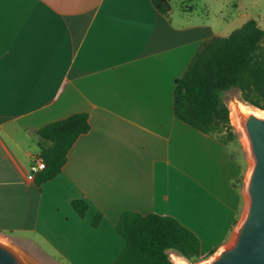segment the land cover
Instances as JSON below:
<instances>
[{"label":"crops","instance_id":"1","mask_svg":"<svg viewBox=\"0 0 264 264\" xmlns=\"http://www.w3.org/2000/svg\"><path fill=\"white\" fill-rule=\"evenodd\" d=\"M223 1L219 32L181 0L168 15L151 0H0L1 236L71 264H112L125 246L117 222L131 211L177 219L203 258L231 243L247 207L242 164L174 113L201 43L248 22L258 0ZM77 113L91 130L38 187L28 180L37 131ZM75 201L88 203L85 218Z\"/></svg>","mask_w":264,"mask_h":264},{"label":"trees","instance_id":"2","mask_svg":"<svg viewBox=\"0 0 264 264\" xmlns=\"http://www.w3.org/2000/svg\"><path fill=\"white\" fill-rule=\"evenodd\" d=\"M164 15L172 10V0H151ZM236 91L243 103L264 111V28L256 19L226 37L203 41L184 75L177 81L174 113L178 120L228 145L236 140L226 94ZM91 130L89 116L77 113L52 122L37 131V145L45 168L35 177L41 187L54 180L68 162L75 142ZM85 218L89 205L72 203ZM102 215L96 217L97 228ZM125 246L112 264H173L177 253L192 264L203 261L198 237L177 219L156 214L125 211L117 225Z\"/></svg>","mask_w":264,"mask_h":264},{"label":"water","instance_id":"3","mask_svg":"<svg viewBox=\"0 0 264 264\" xmlns=\"http://www.w3.org/2000/svg\"><path fill=\"white\" fill-rule=\"evenodd\" d=\"M239 124L252 163L245 186L247 207L231 243L207 264H264V115L250 110L242 112ZM0 264L38 263L0 239ZM173 264L190 263L179 260Z\"/></svg>","mask_w":264,"mask_h":264},{"label":"rangeland","instance_id":"4","mask_svg":"<svg viewBox=\"0 0 264 264\" xmlns=\"http://www.w3.org/2000/svg\"><path fill=\"white\" fill-rule=\"evenodd\" d=\"M181 2H183L182 5H184L185 8L188 6L194 7L193 13L195 15L196 21L200 23H205L206 21L207 25L215 27L219 32L224 30L225 27H227L228 23H226L222 17L223 13H226L227 11L226 3L223 0H181ZM248 7L250 8L249 12L253 15L251 19H257L259 21L260 26L264 28V0H258L257 2L251 1ZM242 25L243 24L241 22L238 23L236 22V24H234V26H232L230 30L226 31L224 35L225 36L230 35V33L233 30L238 29ZM225 98L230 109L231 124L234 128V133L236 134V140H234L230 144L233 148V152L235 153L236 157H238L239 161L242 164L243 167L242 181L244 180V182L246 183L252 163H251V159L249 158L246 141L241 133V130L238 127H236L232 122V118H231L232 106L234 104L240 105L242 103L244 106L245 105L246 107L248 106L250 111L252 110L262 111V110L254 108L246 103H243L239 98V93L236 91H231L227 93ZM246 199H247V195H246ZM0 239L18 247L28 257H30L33 261H35L38 264H71L68 261L63 260L62 258H58L56 256L51 255L47 251L45 252V250L41 251L37 248H34L32 244L26 245L20 243H13L10 241L8 237L1 235H0ZM180 257L181 256H179L177 253L170 254V258L173 262L185 259L183 257L181 258ZM210 260L211 258H203V261L196 264H207L208 262H210ZM184 261L190 263L186 259Z\"/></svg>","mask_w":264,"mask_h":264},{"label":"bare ground","instance_id":"5","mask_svg":"<svg viewBox=\"0 0 264 264\" xmlns=\"http://www.w3.org/2000/svg\"><path fill=\"white\" fill-rule=\"evenodd\" d=\"M240 104V103H239ZM245 111H249V107L246 105L244 106L242 103L240 105L238 104H234L232 106V114H231V118H232V122L233 124L238 127L240 129V124H239V114L240 112H245ZM253 111V110H252ZM257 113L264 115V111H256ZM177 256V255H176ZM181 258V257H180ZM185 260V259H184ZM179 261V260H178Z\"/></svg>","mask_w":264,"mask_h":264},{"label":"built area","instance_id":"6","mask_svg":"<svg viewBox=\"0 0 264 264\" xmlns=\"http://www.w3.org/2000/svg\"><path fill=\"white\" fill-rule=\"evenodd\" d=\"M45 168V164H44V161H43V158L41 157L40 154H38L35 158H34V162H33V165H32V168H31V171L28 175V180L29 181H34L35 180V177L36 175L43 171Z\"/></svg>","mask_w":264,"mask_h":264}]
</instances>
